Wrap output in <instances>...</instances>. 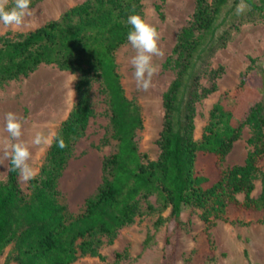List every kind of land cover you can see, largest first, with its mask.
Wrapping results in <instances>:
<instances>
[{
    "label": "trees",
    "instance_id": "1",
    "mask_svg": "<svg viewBox=\"0 0 264 264\" xmlns=\"http://www.w3.org/2000/svg\"><path fill=\"white\" fill-rule=\"evenodd\" d=\"M228 1L195 0L191 20L179 30L164 61L174 77L161 97L163 120L155 160L137 147L135 134L142 117L124 93L114 58L131 30L128 16L141 15L142 0H85L18 37L0 35V84L27 76L43 63L80 73L75 84L78 98L56 133L67 148L61 150L53 140L39 172L28 181L27 193L16 172L7 171L0 180V254L12 245L16 264H69L81 255H97L100 237H111L132 222L139 199L152 194L170 207L175 228L184 206L200 207L207 226L217 219H264V105L254 104L242 121H236L219 101L208 112L201 138H194L195 104L217 89L215 80L223 72L222 67L208 70L205 55L229 39L226 29L215 35ZM244 2L253 11L264 9V0ZM204 75L207 85L200 81ZM90 76L100 79L107 94L111 138L117 143L102 160L101 183L85 198L83 211L73 215L58 182L94 113L87 93ZM245 125L251 129V149L242 164L224 167ZM204 155L212 159L214 176L197 166ZM257 178L261 188L253 197ZM166 243H171L169 236ZM171 261L168 257L165 264Z\"/></svg>",
    "mask_w": 264,
    "mask_h": 264
},
{
    "label": "rangeland",
    "instance_id": "2",
    "mask_svg": "<svg viewBox=\"0 0 264 264\" xmlns=\"http://www.w3.org/2000/svg\"><path fill=\"white\" fill-rule=\"evenodd\" d=\"M85 0H32L33 16L25 26L15 31L0 25V35L18 37L46 22L57 19L67 9ZM211 1V0H209ZM241 0H229L221 12L216 34L228 30L225 46L209 56L205 55L208 70L222 67L215 81L217 89L195 104L194 138L203 134L211 107L222 101L232 111L236 121H242L249 108L256 103L264 105V9L251 7L237 15ZM195 0H142L141 15L156 27L163 59L155 60L160 71L153 78L148 92L138 91L133 79L134 69L129 63L134 50L128 41L118 47L114 58L125 95L136 103L142 117V126L136 130L135 142L139 151L155 160L159 154L156 143L163 120L161 97L174 77V71L163 64L174 46L179 30L192 18ZM206 68V67H205ZM79 72L60 69L55 64H40L27 76L0 84V146L7 136L4 131L5 114L17 113L25 121L23 139L30 142L36 131L49 133L48 121L66 119L78 94L75 84ZM207 85V76L201 78ZM87 93L93 108L84 136L74 145L68 162L59 178L58 188L73 215L83 211L84 200L92 195L102 180L101 164L105 156L115 150L111 138L110 111L107 94L101 81L90 76ZM251 129L242 127L239 139L225 157L223 166L242 164L251 149ZM49 147L31 146L30 164L39 171ZM197 166L204 174L214 176L216 169L208 155L198 158ZM8 162L0 165V180L7 175ZM19 185L27 193L28 182ZM261 180L254 181L253 197H257ZM242 199V195H238ZM139 212L132 222L120 228L113 236H101L97 255H81L69 264H264V219L240 223L217 219L211 226L202 220L200 207L184 206L180 225L174 227L170 207L158 195L139 199ZM169 236L171 243H166ZM0 264H16L12 245L0 254Z\"/></svg>",
    "mask_w": 264,
    "mask_h": 264
},
{
    "label": "clouds",
    "instance_id": "3",
    "mask_svg": "<svg viewBox=\"0 0 264 264\" xmlns=\"http://www.w3.org/2000/svg\"><path fill=\"white\" fill-rule=\"evenodd\" d=\"M32 0H0V25L13 31L25 26L28 18L33 16L31 8ZM249 6L241 0L236 6V14L240 15ZM127 24L131 30L127 35V41L134 50L129 63L134 69L132 75L138 91L148 92L153 87V78L160 71L157 59H163L165 50L160 46V34L156 27L148 23L140 14L128 16ZM24 123L17 113L7 112L5 114L4 131L7 136L0 146V165L5 161L10 162L11 168L7 171L18 173L21 182L27 183L36 176V170L30 164L32 159L31 146L51 147L53 140L63 150L67 144L63 137L55 132L45 133L36 131L30 142L25 141Z\"/></svg>",
    "mask_w": 264,
    "mask_h": 264
},
{
    "label": "crops",
    "instance_id": "4",
    "mask_svg": "<svg viewBox=\"0 0 264 264\" xmlns=\"http://www.w3.org/2000/svg\"><path fill=\"white\" fill-rule=\"evenodd\" d=\"M63 121H64V119L61 120L60 123L57 122V121H48L47 124H46V126H48V130L50 129L49 132H55V133H57V131H58L60 125L63 123ZM38 172H36V173H38Z\"/></svg>",
    "mask_w": 264,
    "mask_h": 264
}]
</instances>
